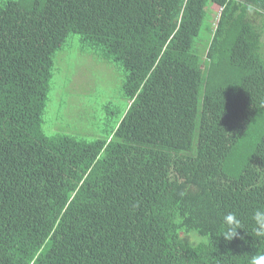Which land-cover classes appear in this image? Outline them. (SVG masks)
<instances>
[{"label": "trees", "instance_id": "trees-1", "mask_svg": "<svg viewBox=\"0 0 264 264\" xmlns=\"http://www.w3.org/2000/svg\"><path fill=\"white\" fill-rule=\"evenodd\" d=\"M72 40L120 71L91 140L52 123ZM256 208L264 0H0V264H249Z\"/></svg>", "mask_w": 264, "mask_h": 264}, {"label": "rangeland", "instance_id": "rangeland-1", "mask_svg": "<svg viewBox=\"0 0 264 264\" xmlns=\"http://www.w3.org/2000/svg\"><path fill=\"white\" fill-rule=\"evenodd\" d=\"M211 9L212 14L218 16L219 8L212 6ZM55 60L52 82L59 93L53 88L50 102L61 111L59 119L52 118L53 127L68 135L91 140L100 131L98 120L107 115L102 105L112 101L108 108L115 106L121 86L120 71L80 52L76 40L71 41L66 52L58 53ZM65 102L67 107L63 110Z\"/></svg>", "mask_w": 264, "mask_h": 264}, {"label": "clouds", "instance_id": "clouds-1", "mask_svg": "<svg viewBox=\"0 0 264 264\" xmlns=\"http://www.w3.org/2000/svg\"><path fill=\"white\" fill-rule=\"evenodd\" d=\"M252 221L254 222V234L257 238H264V208H256L253 210ZM238 229H242L241 220L236 213L229 212L224 216V230L221 237L225 241H231L238 237ZM249 264H264V254L252 256Z\"/></svg>", "mask_w": 264, "mask_h": 264}]
</instances>
